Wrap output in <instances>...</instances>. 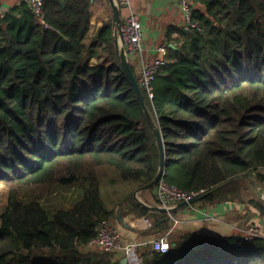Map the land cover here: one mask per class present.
Masks as SVG:
<instances>
[{
  "label": "trees",
  "instance_id": "obj_1",
  "mask_svg": "<svg viewBox=\"0 0 264 264\" xmlns=\"http://www.w3.org/2000/svg\"><path fill=\"white\" fill-rule=\"evenodd\" d=\"M196 29L172 28L154 81L153 125L123 72L112 16L87 43L91 0H44L47 27L22 2L0 18V264H120L114 252L82 251L110 220L98 169L114 168L136 189L158 172L155 128L165 152L162 179L204 192L247 175L264 191V0H189ZM95 60V64L91 61ZM130 66V65H129ZM130 69L139 83L132 66ZM32 185L70 190L68 208L23 202ZM238 180L201 201H241ZM129 213L162 218L134 199ZM264 217V201L251 200ZM162 221V222H161ZM161 231V232H162ZM141 264H264V239L185 232Z\"/></svg>",
  "mask_w": 264,
  "mask_h": 264
},
{
  "label": "crops",
  "instance_id": "obj_2",
  "mask_svg": "<svg viewBox=\"0 0 264 264\" xmlns=\"http://www.w3.org/2000/svg\"><path fill=\"white\" fill-rule=\"evenodd\" d=\"M22 2L23 0H0V18L10 8L19 6ZM130 2L133 11L141 19L144 31L143 46L148 57V51L152 48L162 44H166L167 46L171 45L167 43V37L172 39L181 37L178 33H169L170 29L187 28L185 26L184 16L177 5V0H130ZM89 13L91 28L87 36V43L91 41L98 28L112 16L109 0H91ZM124 15L125 11L121 10L120 17ZM129 63L138 76L139 70L136 61L132 59L129 60ZM91 64H95V60H92ZM260 172L264 174V169L260 170ZM138 194L140 196V200L138 201L146 207H159L155 199L153 188L141 191ZM133 198L135 200L134 196ZM257 199L256 191L249 184V186L244 187L242 190L241 201L207 202L200 200L194 203V206L201 210L203 214L205 213L208 215V220H202L203 218L200 213L193 211L189 205L177 208L173 210L171 214L179 222L170 237L174 234L185 232H199L207 236L220 237L234 234L242 236L243 231L248 226H254L260 238L264 239V217H262L259 211L249 203V201ZM119 203L120 204H116L115 206L119 211L117 213L114 212L109 221L118 230L124 245L129 243L137 244L139 251L142 252L149 247L152 240L164 234V232L160 230L161 228L150 231L153 226L158 225L155 224L156 218L152 216L148 217L150 215L136 217L134 214L128 213L124 216V209L129 212L131 208V202L128 198ZM147 210L149 214H155L157 218H162V221L166 220L163 222L166 228L167 226L168 229L171 227V220L166 213H160L151 210V208ZM144 219L149 220L151 223V227L147 230L143 228ZM116 256L120 258V260L123 259L122 252L116 253Z\"/></svg>",
  "mask_w": 264,
  "mask_h": 264
},
{
  "label": "built area",
  "instance_id": "obj_3",
  "mask_svg": "<svg viewBox=\"0 0 264 264\" xmlns=\"http://www.w3.org/2000/svg\"><path fill=\"white\" fill-rule=\"evenodd\" d=\"M30 8L36 22L47 27L43 16L44 0H23ZM119 12L125 11V15L120 17V38L124 46L125 54L129 60L134 59L138 67L139 87L141 92L150 102L154 97V81L160 69L166 64L168 46L159 45L146 51L143 46L144 31L140 17L133 11L130 0H114ZM177 5L184 16L185 26L196 29V24L192 21L194 6L189 0H177ZM154 194L157 204L165 209L168 218L171 220V227L163 235L150 242V248L161 254H166L170 250V235L178 224V220L169 212L182 202H189L202 192L182 191L176 186L167 184L162 178L154 186ZM189 207L200 213L202 220H208V215L203 214L201 210L194 206ZM143 228L149 229L151 223L149 220H143ZM93 239L84 249H98L105 252H122L123 258L127 260L126 264H141V258L136 254L138 245L134 243L123 244L118 230L107 219L99 221ZM245 240L259 239L260 235L254 226H248L242 233Z\"/></svg>",
  "mask_w": 264,
  "mask_h": 264
},
{
  "label": "rangeland",
  "instance_id": "obj_4",
  "mask_svg": "<svg viewBox=\"0 0 264 264\" xmlns=\"http://www.w3.org/2000/svg\"><path fill=\"white\" fill-rule=\"evenodd\" d=\"M98 177L100 180L101 196L105 204H107V208L113 210V213L119 211V209L115 207L116 204H120L119 202H123L126 198L134 199L133 192L136 190V184L122 181L114 168L100 167L98 169ZM136 198L140 200L139 194H136ZM19 199L23 202L39 201L50 208H68L74 199V195L72 191L68 189L62 190L53 186L32 185L25 188L19 194ZM7 203L8 190L4 186H0V216L6 208ZM128 213L129 212L124 209L123 215L125 216ZM82 251L84 253L96 252L98 249L88 250L83 248ZM136 254L140 257L138 251Z\"/></svg>",
  "mask_w": 264,
  "mask_h": 264
},
{
  "label": "water",
  "instance_id": "obj_5",
  "mask_svg": "<svg viewBox=\"0 0 264 264\" xmlns=\"http://www.w3.org/2000/svg\"><path fill=\"white\" fill-rule=\"evenodd\" d=\"M109 6H110V10H111V15H112V35L114 38V42H115V46H116V50L120 59V64H121V68L123 70V72L125 73L126 77L128 78L130 84L132 85L137 99L139 101V104L144 112V114L146 115L147 119L150 121V123L153 125V121L151 119V116L145 106L143 97H142V93L139 87V84L137 83L127 60L126 54H125V50H124V46L123 43L121 41L120 38V12L119 9L117 8L114 0H109ZM170 48H172V45H169ZM155 133V138H156V142H157V146H158V150H159V165H158V172L157 175L155 177V179L150 182L149 184H147L146 186L137 189L134 193L133 196L135 197V201L140 204L142 207L149 209L151 208V210L160 212V213H166L167 211L165 209H162L160 207H146L144 204H142L140 201H138V199L136 198V194H138L141 191L144 190H149L152 189L155 184L162 178L163 172H164V168H165V152H164V146H163V142H162V137L160 135V132L155 128L154 130ZM238 180H248L250 186L256 191L257 197L264 201V191L256 184V182L249 178V176L247 175H240L237 177H234L232 179H229L207 191H204L202 193H200L199 195H197L196 197H194L192 200H190L189 202H182L180 204H178L175 208L170 209L169 212H172L173 210L177 209V208H181V207H186L188 205H192L200 200H202L203 198H205L207 195L225 187L226 185L238 181ZM127 260L125 258H123L120 261V264H126Z\"/></svg>",
  "mask_w": 264,
  "mask_h": 264
}]
</instances>
